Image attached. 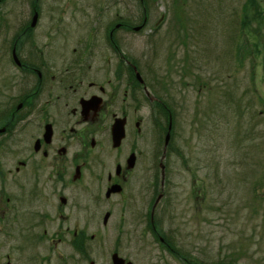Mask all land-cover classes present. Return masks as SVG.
I'll list each match as a JSON object with an SVG mask.
<instances>
[{"label": "flooded vegetation", "instance_id": "obj_1", "mask_svg": "<svg viewBox=\"0 0 264 264\" xmlns=\"http://www.w3.org/2000/svg\"><path fill=\"white\" fill-rule=\"evenodd\" d=\"M19 1L0 0V187L10 181L0 220L9 214L16 261L28 264L44 249L62 264H94L92 254L115 255L131 243L132 226L122 230L136 219L142 238L173 252L155 214L168 197L177 116L154 93L155 76L148 80L152 58L143 54V65L129 53L128 34L153 45L175 31L161 33L155 0H138L136 22L129 0ZM106 238L121 241L108 252Z\"/></svg>", "mask_w": 264, "mask_h": 264}, {"label": "rangeland", "instance_id": "obj_2", "mask_svg": "<svg viewBox=\"0 0 264 264\" xmlns=\"http://www.w3.org/2000/svg\"><path fill=\"white\" fill-rule=\"evenodd\" d=\"M155 1L157 16L166 22L161 33L178 24L171 41L152 45L143 34L130 32L128 49L143 65L152 58L148 80L155 76L160 89L154 93L177 116L168 197L155 214L157 230L176 254L161 251L147 234L142 238L144 228L136 219L122 230L132 226L135 237L115 255L133 264H179L178 254L195 264H264V15L258 14L264 0ZM138 2L129 0V13L136 18L131 22L139 21ZM27 3L19 1L24 7ZM49 5L52 0H45ZM42 16L39 27L46 21ZM180 23L191 40L179 30ZM185 54L191 68L183 64ZM3 156L10 169L11 157ZM5 182L1 205L10 195V181ZM12 233L8 214L0 220V264H21ZM119 241L106 238L102 244L109 252ZM113 255L90 257L94 264H110ZM43 256L62 264L44 249L34 250L28 264H39Z\"/></svg>", "mask_w": 264, "mask_h": 264}, {"label": "bare ground", "instance_id": "obj_3", "mask_svg": "<svg viewBox=\"0 0 264 264\" xmlns=\"http://www.w3.org/2000/svg\"><path fill=\"white\" fill-rule=\"evenodd\" d=\"M140 3V2H139ZM138 19L140 20V14H139V16H138ZM181 28L179 29L181 32H183L184 31V33H187V31H186V26L185 25H182L181 23H180V25H179ZM170 27L175 31V28H176V26L175 25H170ZM182 61L186 64V65H188L190 68H191V66H192V63H191V61H190V56H188L187 54H185L184 56H183V58H182ZM178 256L180 257V259H182V260H187V261H185V263L186 264H195V263H190V261L187 259V257L186 256H184V255H181V254H178Z\"/></svg>", "mask_w": 264, "mask_h": 264}, {"label": "water", "instance_id": "obj_4", "mask_svg": "<svg viewBox=\"0 0 264 264\" xmlns=\"http://www.w3.org/2000/svg\"><path fill=\"white\" fill-rule=\"evenodd\" d=\"M36 18H34L33 20V24L35 23ZM169 141V134H167L166 138H165V145L168 144ZM112 264H124V261L120 258H118L116 255L112 256ZM130 264V263H128Z\"/></svg>", "mask_w": 264, "mask_h": 264}, {"label": "trees", "instance_id": "obj_5", "mask_svg": "<svg viewBox=\"0 0 264 264\" xmlns=\"http://www.w3.org/2000/svg\"><path fill=\"white\" fill-rule=\"evenodd\" d=\"M258 14L260 15V17H262L264 15V11L263 12L262 11L261 12L258 11Z\"/></svg>", "mask_w": 264, "mask_h": 264}]
</instances>
